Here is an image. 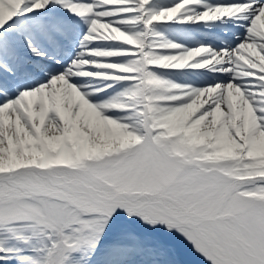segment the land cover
Masks as SVG:
<instances>
[{
	"label": "snow or ice",
	"instance_id": "obj_1",
	"mask_svg": "<svg viewBox=\"0 0 264 264\" xmlns=\"http://www.w3.org/2000/svg\"><path fill=\"white\" fill-rule=\"evenodd\" d=\"M0 264H264V0H0Z\"/></svg>",
	"mask_w": 264,
	"mask_h": 264
}]
</instances>
